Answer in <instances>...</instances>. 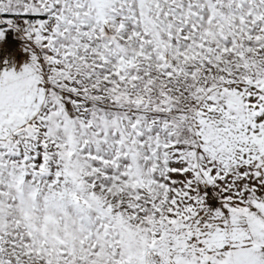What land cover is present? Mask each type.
I'll list each match as a JSON object with an SVG mask.
<instances>
[{
    "label": "snow or ice",
    "instance_id": "1",
    "mask_svg": "<svg viewBox=\"0 0 264 264\" xmlns=\"http://www.w3.org/2000/svg\"><path fill=\"white\" fill-rule=\"evenodd\" d=\"M9 31L0 264H264V0H0Z\"/></svg>",
    "mask_w": 264,
    "mask_h": 264
},
{
    "label": "crops",
    "instance_id": "2",
    "mask_svg": "<svg viewBox=\"0 0 264 264\" xmlns=\"http://www.w3.org/2000/svg\"><path fill=\"white\" fill-rule=\"evenodd\" d=\"M25 43L14 33L6 34L5 39L0 41V66L7 61L8 65L15 66L17 70H20L30 58L28 52L25 51ZM216 201L213 199L209 203L214 204Z\"/></svg>",
    "mask_w": 264,
    "mask_h": 264
},
{
    "label": "rangeland",
    "instance_id": "3",
    "mask_svg": "<svg viewBox=\"0 0 264 264\" xmlns=\"http://www.w3.org/2000/svg\"><path fill=\"white\" fill-rule=\"evenodd\" d=\"M15 34L17 37L20 38V34L19 33H16V32H13V31H9L7 33V35L9 34ZM22 40V39H21ZM24 41V40H23ZM202 195H205V198L206 200L208 201H211L213 199L217 200V197L214 193V190H213V187L212 186H209V185H200L199 186V189H198Z\"/></svg>",
    "mask_w": 264,
    "mask_h": 264
}]
</instances>
